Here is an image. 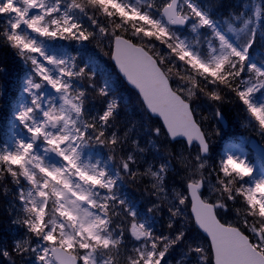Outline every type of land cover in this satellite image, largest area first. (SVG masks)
Segmentation results:
<instances>
[{"label": "snow or ice", "instance_id": "1", "mask_svg": "<svg viewBox=\"0 0 264 264\" xmlns=\"http://www.w3.org/2000/svg\"><path fill=\"white\" fill-rule=\"evenodd\" d=\"M230 19L242 26L226 32L201 0H0V47L27 69L19 131L0 141V196L23 233L0 239V260L264 264V146L255 162L232 142L211 148L229 105L264 141V2ZM89 44L135 90L123 132L117 82L98 86L102 70L79 58ZM127 182L143 186L144 207Z\"/></svg>", "mask_w": 264, "mask_h": 264}, {"label": "trees", "instance_id": "2", "mask_svg": "<svg viewBox=\"0 0 264 264\" xmlns=\"http://www.w3.org/2000/svg\"><path fill=\"white\" fill-rule=\"evenodd\" d=\"M257 3H262L264 0H256ZM204 5H210L215 18H226L230 19L232 15H239L242 10L247 11L251 7L253 0H201ZM257 48L264 52V47L256 44ZM263 48V49H262ZM107 49L101 50L94 44H89L88 48L79 53V58L81 60L91 57L93 61L102 70V74L98 73L96 76L97 85H102L104 78L110 76L113 81L117 82L119 88V96L122 97V111H121V132H123L124 127L127 126L133 119L136 118V114L139 111V106L137 104L136 96L134 93L128 91L124 85L117 80V76L109 65L108 55L105 54ZM69 52L75 54V49L70 48ZM24 65L22 62L14 55L13 50L5 47H0V141L7 140L10 137L9 132V116L11 113L12 105L15 100H18L21 93V83H22V69ZM103 98H97L95 104V109H102L103 105L100 100ZM126 106V110L125 107ZM228 110L232 116V122L228 125V128L224 130L221 136H214L211 141V148L214 153H219V150L227 140L237 137H249L254 136L250 129L245 126V121L243 119V114L238 111L234 105H229ZM198 114L204 117H208L207 120H203V128L205 131H209L212 127L213 121L211 120V112L206 105H200L197 108ZM177 167L180 165L177 163ZM10 180V177L8 178ZM128 186L126 191L137 200L141 207H144L149 197L145 195L143 186L134 185L127 182ZM8 187L14 189V185L9 184ZM0 196V239L6 240L11 243L13 238H19L22 235L23 230L15 228L11 224V220L14 218L10 215L12 211L9 200ZM155 199V197H151ZM180 253H174L172 257V264L179 259ZM3 260H0V264H3ZM5 264V262H4Z\"/></svg>", "mask_w": 264, "mask_h": 264}, {"label": "rangeland", "instance_id": "3", "mask_svg": "<svg viewBox=\"0 0 264 264\" xmlns=\"http://www.w3.org/2000/svg\"><path fill=\"white\" fill-rule=\"evenodd\" d=\"M25 76H26V75H25ZM24 78H25V77H24ZM24 78H23V80H22V89H23V81H24ZM22 95H23V93H21L20 99H21ZM16 107H17V104H16L14 110L16 109ZM14 123H15V122H14L13 119H12V124H11V126H10V128H11V137L14 136V135H16L17 132L19 131L17 128H14V127H13V124H14ZM11 137H10V138H11ZM232 143H234V142H232ZM235 144H237L239 147H241V148L246 152V150H245V145L247 144L246 139H244V140H243V139H240L239 141L235 142ZM254 162H255V161H254Z\"/></svg>", "mask_w": 264, "mask_h": 264}, {"label": "water", "instance_id": "4", "mask_svg": "<svg viewBox=\"0 0 264 264\" xmlns=\"http://www.w3.org/2000/svg\"><path fill=\"white\" fill-rule=\"evenodd\" d=\"M112 64L114 65V62L111 60ZM115 66V65H114ZM116 68V67H115ZM116 71L118 72V69H116ZM127 85V84H126ZM129 88H131L129 85H127ZM132 89V88H131ZM134 90V89H133ZM135 91V90H134ZM257 143L254 140H251L249 142V147L250 149L253 151V153L255 155H258V148H257Z\"/></svg>", "mask_w": 264, "mask_h": 264}]
</instances>
